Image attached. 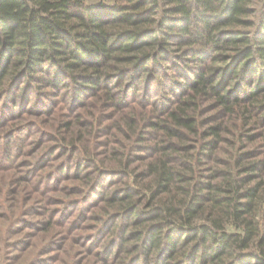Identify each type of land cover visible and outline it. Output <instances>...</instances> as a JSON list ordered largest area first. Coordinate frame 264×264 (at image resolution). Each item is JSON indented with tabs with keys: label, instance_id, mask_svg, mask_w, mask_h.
<instances>
[{
	"label": "trees",
	"instance_id": "obj_1",
	"mask_svg": "<svg viewBox=\"0 0 264 264\" xmlns=\"http://www.w3.org/2000/svg\"><path fill=\"white\" fill-rule=\"evenodd\" d=\"M29 98L68 111L36 130ZM208 99L226 120L201 117ZM0 126V169L58 205L22 221L59 241L94 219L97 264H264V0H0Z\"/></svg>",
	"mask_w": 264,
	"mask_h": 264
},
{
	"label": "rangeland",
	"instance_id": "obj_2",
	"mask_svg": "<svg viewBox=\"0 0 264 264\" xmlns=\"http://www.w3.org/2000/svg\"><path fill=\"white\" fill-rule=\"evenodd\" d=\"M96 1L98 0H89V2H96ZM191 64H195L194 61H192ZM198 64L199 63L196 62V65ZM168 71L171 73L170 75L174 76L175 70L173 71L172 69H168ZM159 76H161L160 73L157 75V78ZM22 84H20L21 88L23 86ZM166 89H168V87L161 86L156 81L155 78V82L152 86V89H150V93H152L153 97L156 98L158 97V95L162 90H166ZM165 92L174 93L170 89V87ZM143 93H144L143 86L140 85V90L138 91L137 96L135 98L142 99ZM175 95H177V93H175L174 96L171 98V102H175L176 100ZM55 97L57 101L60 100L59 95ZM135 98H131L130 101L133 102ZM28 100L30 104L29 108L32 110L33 114L29 110L28 113H26L28 114L27 120L28 121H30L31 119H33L34 121L36 119L39 120V121L36 120L37 126L35 123L36 130L40 128L42 129L46 128L47 130L51 131L50 126H52L53 122L56 123L58 121V118L60 117V114H62V112L65 111L64 113H66V111H68L67 103L65 102L66 104L64 103V105L61 107V110L52 113V115L50 113L49 114L45 113L42 117H39L38 114L42 110V106L38 107L37 104H35L33 98H29ZM23 101L27 102L25 100ZM133 106L138 111L146 110L140 101H136L135 105ZM78 110L84 111L83 119L89 116L91 111L97 112V108H94L93 106H89L88 108H85V110L84 108L79 107ZM105 111L106 114H108V112H110L111 109L110 110L105 109ZM112 111L115 112L116 114L118 113L116 112L117 111L116 109L115 110L112 109ZM19 113H21V109H19ZM200 114L201 117L207 120L208 122L215 120H226L227 117L222 109L216 107L215 103H213V99L212 100L208 99L202 103V110ZM18 119L19 118L13 117L7 119V121L8 120L14 121L18 124L21 122V120ZM83 119L81 120L82 122L84 121ZM104 122L106 123L108 122V120L107 121L105 120ZM1 127L3 126H0V128ZM28 132L29 133L23 135L24 138L26 136H29L28 134H31L30 137L31 139H34L38 136V132L35 131V129H30V131ZM95 132L98 133V129L95 130ZM260 132H261V128L255 129L252 132L253 134L256 135V138L255 140H253L251 143L248 144L249 146L254 147L262 141V137L258 135ZM98 134L100 136L99 137L100 142L104 141V143L101 142L96 146L99 152L98 156H102L103 158H106L107 156H109L108 152L106 151V147H107L106 142L107 140L110 139L111 136H109V134L106 131L105 132L102 131L101 133L99 132ZM147 135L151 136V133L148 132ZM223 138L224 139L222 140L221 143L223 148L221 149L220 154L222 157H226V155L228 154L227 150L229 148L227 138H233V135L229 133H225L223 135ZM48 140L49 143L55 142L50 138H48ZM118 143H115L116 144L115 146L119 145ZM25 148L28 149L29 146H26ZM258 150L260 151L264 150V145L258 146ZM139 152L145 154L146 156L149 153L148 150H139ZM113 164L114 161L111 160L105 163V165L107 166ZM20 173L21 172L18 169H15V171L12 169L11 170L0 169V264H97L99 260H96L95 255H93L90 251V246L94 241L88 243L87 238L85 237V234L92 232L94 230L90 227L92 224L95 223L94 219L88 218L85 221H83V223L79 227L74 229L71 235H69L68 233L69 230L68 228L62 226L55 227L56 230L61 231L63 234V235H58L60 238L59 241L54 240L56 236L55 237L54 235L52 236L51 231H47L45 229L44 230L39 229L41 226L39 222L36 224L29 223L30 225H28V223L22 221L23 219L26 218L39 219V220L44 219L46 218L47 214H49V211L52 208H54L53 206H58V205L51 204L52 200L50 199L44 200L43 199L45 198L43 197L44 194L43 193L41 194L40 191L36 190V186H35L36 184H34L33 182L30 183L24 180L19 181L18 176H21ZM116 181L117 180L114 181V184H112L111 181H109L108 184L106 183L107 184L106 192H108L110 189L116 186V184L118 183V181L117 182ZM63 182L68 184L75 183L70 179H64ZM26 184H28L27 187ZM74 194L76 193H72L71 191V195L69 194L66 195L72 197L74 196ZM41 197H42L41 199L42 201H39ZM31 209L33 211H28ZM79 210L80 209L77 208L75 209V211H72L73 213L70 219H68L69 220L68 222H70L72 218L78 214ZM38 212H43L44 215H39ZM12 220L15 221V225H12V223H14V221L11 222ZM16 221L18 222V224H16ZM52 241L56 242L53 245L54 249L48 251L47 253H44V251L47 250L48 244Z\"/></svg>",
	"mask_w": 264,
	"mask_h": 264
}]
</instances>
